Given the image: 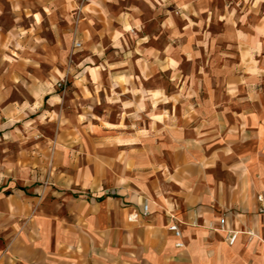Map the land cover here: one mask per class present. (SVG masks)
Returning <instances> with one entry per match:
<instances>
[{
	"label": "crops",
	"instance_id": "obj_1",
	"mask_svg": "<svg viewBox=\"0 0 264 264\" xmlns=\"http://www.w3.org/2000/svg\"><path fill=\"white\" fill-rule=\"evenodd\" d=\"M21 1L10 7L29 12L27 25L0 28V264H264V0H140L149 17L127 6L119 46L114 31L108 38L126 54L115 76L134 72L139 83L107 86L89 66L38 73L37 13ZM100 14L84 12L77 25L96 52ZM179 61L194 77L191 99L161 101L142 82L178 75ZM81 73L86 83L75 79L61 106L68 93L55 82ZM100 101L115 117L93 112ZM51 124L54 133L39 130ZM143 199L149 214L129 221ZM220 218L239 233L232 246Z\"/></svg>",
	"mask_w": 264,
	"mask_h": 264
},
{
	"label": "rangeland",
	"instance_id": "obj_2",
	"mask_svg": "<svg viewBox=\"0 0 264 264\" xmlns=\"http://www.w3.org/2000/svg\"><path fill=\"white\" fill-rule=\"evenodd\" d=\"M21 2L24 6H30V15L34 12L37 13V24L34 30H31L33 44L30 47V51L34 53L31 62H33V67L38 70V73H56L58 75L60 71L67 72L71 67L78 70L82 69V67L89 66L95 68V71H99V73L101 71L100 76L97 78V83L101 86L115 84L118 80L124 83H132V81L135 84L139 83L138 76H133L134 72L132 71L130 77L128 75L125 77L115 76L118 71H114V68L119 67V65L123 63V61H115L117 60L115 58L124 57L126 54H122L121 52H119L118 55L114 54V50L109 43L108 30L110 31L109 34L114 31L112 39H115L116 42H114L113 45L116 47L119 46L117 38H121L122 33L118 34L117 31H122V27L119 23H121V19H123L121 13L124 8L133 6L134 10L132 11L139 13V10H141L145 17L150 16L147 6L141 4L140 0H22ZM10 4L9 0H0V28L3 32L10 30L9 28L14 19H17L20 26H26L29 21V18L22 16V14L28 15L29 12L23 10L21 11L22 14L15 17L12 13ZM94 9H97L103 18L105 16L107 17V20L104 22L100 20L96 22L98 29L102 27V24H104L106 29V32L102 33L101 38L103 44L98 46V52L93 49L90 40L83 43L77 34V25L79 21H81L83 13L93 12ZM117 18L120 20H116ZM31 19L30 16V20ZM148 29L149 32H155L153 25H150ZM128 31L131 36L129 38L131 43L136 37L133 35L132 30ZM95 53H97L100 58L95 61H89L87 58ZM108 62L111 64L108 65ZM127 63L133 68L132 61L128 60ZM100 64H103V66ZM178 64V75L174 76L168 71H162L160 74L147 75L142 82L143 85L148 89L162 90L161 95H163V98L161 101H166V96L172 98L178 97L180 100L191 99L192 93L185 89L194 82V77L190 76V65L187 61H179ZM109 68L111 70H109ZM76 76H78V74L72 76L68 75V77L63 76L55 82V87L58 92H61V94L64 92H66V94L68 93L64 96L66 102H60L61 106L65 107V105L70 103V101H67L68 97L71 95L68 89L75 79L86 83L83 73L78 77ZM197 83H199V81H197ZM133 93L134 92H131V95H135ZM84 109L89 113L92 111L87 107ZM69 110L66 112L67 115L70 113ZM58 111H60V107H58ZM93 112L96 115H111V117H115L117 113L116 110L108 107L105 101H100L98 104H95ZM140 116L143 115L135 112V116H132V118L135 119ZM141 121H145L146 124L149 123L148 120L144 118H142ZM39 130L45 132V134H51L57 131L53 124H51V126H40ZM161 158L163 164L168 165V156L163 155ZM46 182L47 180L45 183Z\"/></svg>",
	"mask_w": 264,
	"mask_h": 264
},
{
	"label": "built area",
	"instance_id": "obj_3",
	"mask_svg": "<svg viewBox=\"0 0 264 264\" xmlns=\"http://www.w3.org/2000/svg\"><path fill=\"white\" fill-rule=\"evenodd\" d=\"M258 201L261 202V197H258ZM149 214L148 211V201L147 199L142 200V209L140 212H132L129 216V221H137L141 217H146ZM170 224L168 225V231H170L175 238L178 239V242L175 243L176 248H181L183 244L179 241L181 239V231L178 223L175 221L174 217L172 215H169ZM209 229L211 227L209 226ZM217 230L223 232L225 234V240L229 246H232L236 238L238 236V232L231 230L228 227L227 221L225 218H220L218 220V227ZM246 235H248L249 238L255 237L254 233L251 231L245 232Z\"/></svg>",
	"mask_w": 264,
	"mask_h": 264
}]
</instances>
